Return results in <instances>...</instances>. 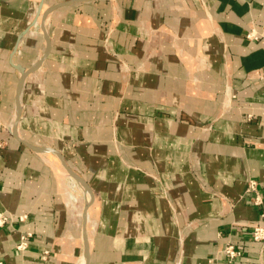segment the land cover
I'll list each match as a JSON object with an SVG mask.
<instances>
[{
  "label": "crops",
  "instance_id": "0c3cea01",
  "mask_svg": "<svg viewBox=\"0 0 264 264\" xmlns=\"http://www.w3.org/2000/svg\"><path fill=\"white\" fill-rule=\"evenodd\" d=\"M263 25L264 0H0V262L80 264L85 231L88 264H264ZM42 57L18 136L88 184L85 220L57 155L11 135Z\"/></svg>",
  "mask_w": 264,
  "mask_h": 264
},
{
  "label": "built area",
  "instance_id": "2783aa9c",
  "mask_svg": "<svg viewBox=\"0 0 264 264\" xmlns=\"http://www.w3.org/2000/svg\"><path fill=\"white\" fill-rule=\"evenodd\" d=\"M264 30V25L261 27ZM261 34L258 30L252 29L246 33L245 38L249 41H259ZM3 146V143H0V148ZM245 196H252L253 197V204L255 206H261L263 204L262 197L260 195V190L258 186V182L255 180H249L247 182V186L245 189ZM261 217L263 218V222L253 227L251 230V239L253 242L260 244L261 250L264 249V210L261 213ZM16 219L20 222H23L26 219V216L16 217ZM14 220V216L5 212L0 211V228L4 227L6 224ZM32 233L28 232L25 234H21L19 237V242L16 246V250L19 252H24L28 249L30 240L32 239ZM48 252H44L42 256V260H45ZM223 255L225 260L228 263H232L238 258L241 257L242 252L236 248L234 245L229 244L225 246L223 250ZM0 264H3L0 262Z\"/></svg>",
  "mask_w": 264,
  "mask_h": 264
},
{
  "label": "water",
  "instance_id": "95a60500",
  "mask_svg": "<svg viewBox=\"0 0 264 264\" xmlns=\"http://www.w3.org/2000/svg\"><path fill=\"white\" fill-rule=\"evenodd\" d=\"M52 8L46 10V12L43 14V18L46 17V15L50 12ZM41 29L43 31L44 34V38L46 41V51L48 53V49L50 47V41H49V37L46 33L45 27H44V22H42L41 25ZM16 51V48L14 50V52ZM44 59V57H42L38 62H36L32 68H30L29 70L26 71H21L19 80H18V84H17V89H16V106H15V122L11 128V135L12 137L17 140L18 142H20L21 144H23L26 148H28L29 150L38 153V154H43V153H53L55 155H57V157L62 161L63 166L67 172V175L69 178H71L78 186H80L89 196V200L85 206L84 212H83V219H86V215H87V209L88 207L92 204L93 202V193L90 189V187L88 186V184L79 176L77 175L75 172H73L63 161L61 154L59 152H57L56 150L50 149V148H44V147H39V146H34L32 144L27 143L26 141L22 140L19 138L18 136V132H17V126L19 123V119H20V114H21V105L19 102V95H20V91L22 89V86L24 84V81L27 77V75H29L31 72L35 71L37 68H39L41 66L42 60ZM83 225H85V223H83ZM83 242H84V249H86L87 252V264L89 263V245L87 242V238H86V234L85 231L83 232Z\"/></svg>",
  "mask_w": 264,
  "mask_h": 264
},
{
  "label": "bare ground",
  "instance_id": "6f19581e",
  "mask_svg": "<svg viewBox=\"0 0 264 264\" xmlns=\"http://www.w3.org/2000/svg\"><path fill=\"white\" fill-rule=\"evenodd\" d=\"M80 264H87V252H86V250L84 252V256H82V258H81Z\"/></svg>",
  "mask_w": 264,
  "mask_h": 264
},
{
  "label": "rangeland",
  "instance_id": "374dc122",
  "mask_svg": "<svg viewBox=\"0 0 264 264\" xmlns=\"http://www.w3.org/2000/svg\"><path fill=\"white\" fill-rule=\"evenodd\" d=\"M0 143H3V142H0ZM69 180V179H68ZM75 185V184H74ZM69 186V185H68ZM76 186V185H75ZM76 188H77V186H76ZM67 189L69 190V187H67ZM79 190V189H78ZM80 191V190H79ZM70 192V191H69ZM68 192V193H69ZM70 194V193H69ZM72 199V198H71ZM74 199V198H73ZM10 214V213H9Z\"/></svg>",
  "mask_w": 264,
  "mask_h": 264
}]
</instances>
